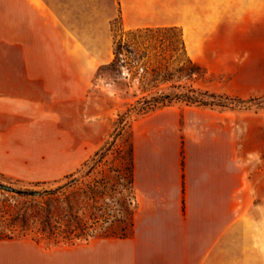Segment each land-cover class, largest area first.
Instances as JSON below:
<instances>
[{"label":"crops","instance_id":"obj_1","mask_svg":"<svg viewBox=\"0 0 264 264\" xmlns=\"http://www.w3.org/2000/svg\"><path fill=\"white\" fill-rule=\"evenodd\" d=\"M114 1L124 29L178 26L188 52L192 32L242 25L264 8V0ZM5 45L11 56L2 53ZM108 61L50 0H0V151L5 142L43 137L49 126L65 136L61 106L83 103ZM131 129L133 233L93 240L90 264H264V197L229 150L227 111L169 105L135 119ZM21 244L0 239V264H37L35 248Z\"/></svg>","mask_w":264,"mask_h":264},{"label":"rangeland","instance_id":"obj_2","mask_svg":"<svg viewBox=\"0 0 264 264\" xmlns=\"http://www.w3.org/2000/svg\"><path fill=\"white\" fill-rule=\"evenodd\" d=\"M50 1L72 32L109 61L98 66L90 96L83 103L69 101L61 106L65 136L60 138L49 126L43 137L32 134L28 141L2 144L0 183L43 191L67 182L65 176L75 173L78 182L63 190L68 201H64V211L73 224L71 214L77 210L83 233L93 236L74 242L53 238L43 231L50 218L47 209L52 197L22 194L0 185V239H16L35 248L37 264L44 257L46 264H90L93 240L116 237L131 229L134 200L123 167L130 161L132 123L142 115L133 117L119 135L115 133L118 114L135 100L137 81L128 88L130 75L126 77V72L115 79L110 69L99 70L113 59L115 41L120 36L128 38L117 2ZM183 34L187 36V32ZM189 40V53L204 70L195 85L245 100L215 108L227 111L229 150H235L237 160L244 163L264 197V8L254 20L192 32ZM1 50L5 56L12 55L11 46ZM171 105L182 108L187 104ZM95 144L100 145L87 155L86 150ZM104 146L109 149L92 160Z\"/></svg>","mask_w":264,"mask_h":264},{"label":"trees","instance_id":"obj_3","mask_svg":"<svg viewBox=\"0 0 264 264\" xmlns=\"http://www.w3.org/2000/svg\"><path fill=\"white\" fill-rule=\"evenodd\" d=\"M127 36V39L120 36L115 41L113 59L99 68V70L110 69L115 79L119 76H124L126 72V77L130 75L127 83L128 88H133L137 81V87L133 90L135 100L128 105L124 112L118 114L119 125L115 136L119 135L125 127L131 125L133 117L145 115L176 102L212 108L232 107L234 103L245 102L241 98L216 94L195 85L196 80L204 73V70L190 56L180 27L156 26L130 29L127 32ZM105 149L109 148H106V146L100 148L91 159L95 160L96 156ZM87 163L88 160L83 165ZM123 168L133 193L134 210L131 213V229L129 233L124 230L121 234L116 235V237L121 238L131 236L134 226L136 203L134 194L133 143L130 151V161ZM65 178L68 180L67 182L43 191L18 189L3 183H0V185L22 194L50 195L53 201L47 209L48 217L50 218L46 221V225H43V231H46L53 238H59L63 241L88 240L93 234L88 233L85 236L78 221L77 210L74 214H71L74 221L73 224L67 219V214L64 211V201H68L63 190L74 186L78 182L75 173L68 174Z\"/></svg>","mask_w":264,"mask_h":264}]
</instances>
